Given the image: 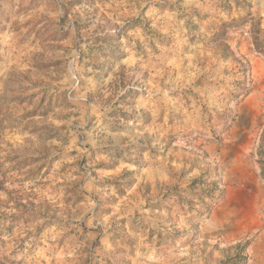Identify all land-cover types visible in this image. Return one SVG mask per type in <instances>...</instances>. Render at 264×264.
Masks as SVG:
<instances>
[{
    "label": "rangeland",
    "instance_id": "1",
    "mask_svg": "<svg viewBox=\"0 0 264 264\" xmlns=\"http://www.w3.org/2000/svg\"><path fill=\"white\" fill-rule=\"evenodd\" d=\"M0 264H264V0H0Z\"/></svg>",
    "mask_w": 264,
    "mask_h": 264
},
{
    "label": "trees",
    "instance_id": "2",
    "mask_svg": "<svg viewBox=\"0 0 264 264\" xmlns=\"http://www.w3.org/2000/svg\"><path fill=\"white\" fill-rule=\"evenodd\" d=\"M254 44H255V47L257 48V49H261V46H260V42H259V40H258V38L257 37H254ZM222 51H223V55L226 57V56H229V57H232L231 56V52H229L228 51V47L226 46V45H222ZM233 59H235V58H233Z\"/></svg>",
    "mask_w": 264,
    "mask_h": 264
}]
</instances>
